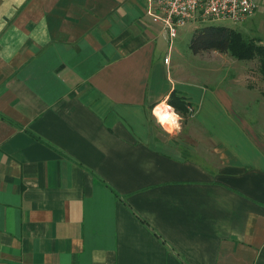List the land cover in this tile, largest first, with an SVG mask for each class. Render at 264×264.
<instances>
[{"label": "crops", "instance_id": "crops-1", "mask_svg": "<svg viewBox=\"0 0 264 264\" xmlns=\"http://www.w3.org/2000/svg\"><path fill=\"white\" fill-rule=\"evenodd\" d=\"M150 10L0 0V264H264V79L173 64Z\"/></svg>", "mask_w": 264, "mask_h": 264}, {"label": "rangeland", "instance_id": "rangeland-1", "mask_svg": "<svg viewBox=\"0 0 264 264\" xmlns=\"http://www.w3.org/2000/svg\"><path fill=\"white\" fill-rule=\"evenodd\" d=\"M264 9V8H263ZM261 10V8L258 10L256 15L251 16L247 20L241 22V23H233L229 21H219V20H210L207 22H203L201 20L190 22L186 26L181 27L178 29V36L173 39L172 43V57L174 58L173 64H178L182 68L186 69H195L199 68V66L202 65V68L206 67L209 71H223L224 75L228 73L229 71L235 72V70L240 69L245 63L246 67L249 69H252L253 72H255V79H250L254 83L260 78L261 73L259 71V62L257 60L249 61V62H239L240 60H237L234 58L230 53L222 54L219 52H210L205 53L203 58L200 56L195 57V54L193 53L191 49V41L193 38V35L197 29H200L205 26H224L236 29L243 33V35L248 39H256L260 40V44H264V10ZM168 33V30H167ZM168 38L169 33H168ZM168 43L170 41L168 40ZM207 61V63H205ZM201 64V65H200ZM260 73V74H259ZM208 80L215 81V79L212 78L211 75H209ZM180 116L184 119V117L181 113ZM193 115V113L191 114Z\"/></svg>", "mask_w": 264, "mask_h": 264}, {"label": "built area", "instance_id": "built-area-1", "mask_svg": "<svg viewBox=\"0 0 264 264\" xmlns=\"http://www.w3.org/2000/svg\"><path fill=\"white\" fill-rule=\"evenodd\" d=\"M150 14L161 21L169 37L178 36V29L201 20L241 23L255 14L256 0H147ZM169 63V59L165 60Z\"/></svg>", "mask_w": 264, "mask_h": 264}, {"label": "trees", "instance_id": "trees-1", "mask_svg": "<svg viewBox=\"0 0 264 264\" xmlns=\"http://www.w3.org/2000/svg\"><path fill=\"white\" fill-rule=\"evenodd\" d=\"M260 40L248 39L242 32L224 26H205L197 29L191 41V49L195 55L210 52L230 53L240 61L259 62V71L264 79V44ZM169 104L184 117L189 114L188 103L179 91H173Z\"/></svg>", "mask_w": 264, "mask_h": 264}, {"label": "clouds", "instance_id": "clouds-1", "mask_svg": "<svg viewBox=\"0 0 264 264\" xmlns=\"http://www.w3.org/2000/svg\"><path fill=\"white\" fill-rule=\"evenodd\" d=\"M153 116L156 117L157 123L169 134L179 133L182 131V117L176 112L170 104L161 103L153 108Z\"/></svg>", "mask_w": 264, "mask_h": 264}]
</instances>
